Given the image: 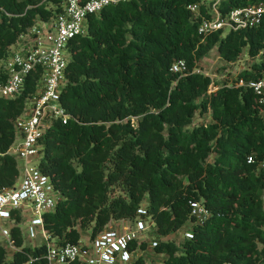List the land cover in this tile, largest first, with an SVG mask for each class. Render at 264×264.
<instances>
[{"label": "trees", "instance_id": "obj_1", "mask_svg": "<svg viewBox=\"0 0 264 264\" xmlns=\"http://www.w3.org/2000/svg\"><path fill=\"white\" fill-rule=\"evenodd\" d=\"M259 1L226 0L224 8ZM196 2L109 6L89 18L87 36L69 44L62 103L76 120L55 123L41 141L40 168L63 196L45 215V229L59 244H77L81 231L96 235L112 220L136 217L145 205L156 224L153 251L165 256L163 264H264V168L257 171L264 116L251 89L226 85L264 73V18L256 28L203 40L188 9ZM52 15L42 0H0V61L22 32ZM214 48L230 63L246 48L250 58L263 60L208 95L210 78L194 70ZM178 61L186 63V75L171 71ZM32 91L30 80L20 97L0 100V190L19 176L17 160L3 154ZM209 111V124L190 128L197 112ZM192 202L203 203L210 215L194 225L182 248L162 241L194 220ZM12 235L23 247L20 229ZM44 252L26 247L9 262L0 244V264H22ZM138 264L146 263L141 257Z\"/></svg>", "mask_w": 264, "mask_h": 264}, {"label": "built area", "instance_id": "obj_2", "mask_svg": "<svg viewBox=\"0 0 264 264\" xmlns=\"http://www.w3.org/2000/svg\"><path fill=\"white\" fill-rule=\"evenodd\" d=\"M56 1L42 0L53 15L47 19L38 18L19 35L6 57L0 61V100H14L24 94L30 80L34 83V91L27 95L22 115L14 122L15 139L7 153L3 154L14 157L19 169L15 185L0 190V236L5 241L3 246L8 261L14 262L15 255L26 247H45L44 254L31 255L22 264L42 261L45 264H138L141 257L146 264H153L147 256L153 252L158 240L150 242L144 240L143 235L148 232L154 235L156 224L145 205L139 208L136 217L112 220L102 231L87 235L84 241L80 238L77 244L61 245L45 229V215L55 211L63 196L51 177L40 168L43 157L41 141L55 123L67 125L71 120H76L62 103V94L68 84L69 44L78 37L88 35L92 15L99 14L106 7L132 0H62L59 7ZM225 2L198 0L188 6L194 18L199 20L198 34L203 40L219 32L225 36L261 24L264 0L230 9L224 8ZM58 8H61L60 12L56 11ZM171 71L186 75L187 65L184 61H178ZM194 73L210 78L208 95L216 92L224 82V79L220 81L217 75L203 72L198 67ZM226 85L251 89L259 100L264 116V73L257 80L229 81ZM254 162L253 157L249 158L248 163ZM262 168L264 158L259 162L257 171ZM191 207L194 220L188 222L189 230L184 232L188 239L193 237L194 225L202 224L210 215L201 202H192ZM13 228H19L22 232L23 247L17 246L12 235ZM39 239L42 243L38 244L36 241ZM143 243L148 244L146 251L142 249Z\"/></svg>", "mask_w": 264, "mask_h": 264}, {"label": "rangeland", "instance_id": "obj_3", "mask_svg": "<svg viewBox=\"0 0 264 264\" xmlns=\"http://www.w3.org/2000/svg\"><path fill=\"white\" fill-rule=\"evenodd\" d=\"M226 36V35H225ZM263 60V56L260 55L259 57L253 59L250 58L248 55V48H246L239 58L237 62L230 63L225 61L224 59L221 58L217 48H214L208 55L204 57V59L198 63L197 67L203 72L210 73L211 75H217L220 79V81L226 80L227 78L231 79L235 75V73H241L243 71H251L253 70V65L254 64H260ZM222 79V80H221ZM212 121V115L211 112L207 114H201L200 112H197L194 120L192 122V125L190 128H194L196 126H202L209 124ZM135 124H136V119H135ZM214 158H211V161ZM120 192L117 189L116 194H119ZM150 224V222H149ZM189 224L187 223L181 231H178L176 233H173L170 237H163L160 238L162 240H171L175 242L176 245H178L180 248H182V245L184 243L185 235L184 232L188 231L189 229ZM23 229L25 230V226H23ZM153 229H155V224L153 225ZM92 233L91 229H87L85 231H81V240L84 241V237L87 235H90ZM143 239L147 241H154L156 240V236L151 235L150 232L144 233ZM38 244L42 243L41 239L36 241ZM5 241L4 239L0 236V244L4 245ZM147 258H149V261L153 264H158V262L162 263L165 259L164 255H157L156 253L151 252Z\"/></svg>", "mask_w": 264, "mask_h": 264}]
</instances>
